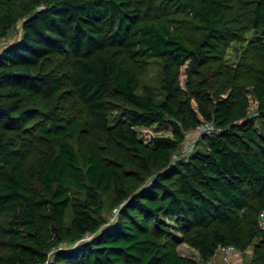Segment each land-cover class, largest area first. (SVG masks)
<instances>
[{
    "label": "trees",
    "instance_id": "1",
    "mask_svg": "<svg viewBox=\"0 0 264 264\" xmlns=\"http://www.w3.org/2000/svg\"><path fill=\"white\" fill-rule=\"evenodd\" d=\"M18 24L0 49V264H213L225 246L264 264V0H0V39ZM153 125L173 135L143 140Z\"/></svg>",
    "mask_w": 264,
    "mask_h": 264
},
{
    "label": "rangeland",
    "instance_id": "2",
    "mask_svg": "<svg viewBox=\"0 0 264 264\" xmlns=\"http://www.w3.org/2000/svg\"><path fill=\"white\" fill-rule=\"evenodd\" d=\"M20 34H21V27L18 24L15 28H13L9 31L6 38L0 39V49L5 44L13 42L15 39H17L20 36ZM234 59H235L234 58V49L231 47V48H229V51H228L227 60L229 62H233ZM63 61H64V59L62 60V57L55 59V63L60 64V66L63 68L62 70H66L67 68L63 66ZM147 72L148 73L146 75H141L139 78H137L136 85H137L138 91H142L144 86H149V85L153 86V85H156L159 83V77L157 74V66L156 65L150 66L149 70ZM182 83H183V79H182ZM71 103H72L71 101L69 102L68 100H66L64 98L61 100V104L66 111H69L72 114H75L78 112L81 113V115L84 114L83 108L81 107V105H76L73 108ZM255 106H256V103L252 99L251 100V107H250L251 112L255 109ZM138 132H139V136L145 141H148V139L151 136H155V135H163V136L173 135V129L170 127V125H163V126L153 125V126L147 127V128L141 127L138 129ZM194 138H195V136L193 134H191V133L189 134L186 132L185 133V139L182 142V148L187 143L194 140ZM91 139L92 138L89 137V135H87V134H80L78 137L75 138L74 143H75V145H77L79 147L78 149H79L81 154H83L85 144L88 143ZM49 150H50V148H48L47 146H42L43 155H45L47 152H49ZM116 212H117L116 210L111 211L109 216L110 217L115 216ZM179 251L181 254H183L185 256L198 259L195 250L186 244H181L179 246ZM251 257H252V250L248 249L246 251V253H244V254H242V253L232 254L230 262H226L223 260L221 254L218 252L211 262L213 264H244ZM200 264H202V263H200Z\"/></svg>",
    "mask_w": 264,
    "mask_h": 264
},
{
    "label": "built area",
    "instance_id": "3",
    "mask_svg": "<svg viewBox=\"0 0 264 264\" xmlns=\"http://www.w3.org/2000/svg\"><path fill=\"white\" fill-rule=\"evenodd\" d=\"M217 131L216 126L214 125L213 122L211 121H207V122H203L200 123L198 125H196L194 128L191 129V132L193 133V135L195 136L194 140H192L191 142L187 143L185 146H183L182 150L173 154V158H177L179 153H188L194 148V145L196 143V141L204 134H213ZM264 217V209L260 212V218ZM223 260L226 262H230L232 254H235V248L233 246H225V247H221L218 251Z\"/></svg>",
    "mask_w": 264,
    "mask_h": 264
}]
</instances>
